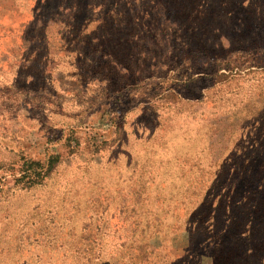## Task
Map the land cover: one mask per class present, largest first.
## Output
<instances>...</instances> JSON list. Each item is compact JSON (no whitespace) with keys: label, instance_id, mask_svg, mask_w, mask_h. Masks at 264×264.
<instances>
[{"label":"rangeland","instance_id":"1","mask_svg":"<svg viewBox=\"0 0 264 264\" xmlns=\"http://www.w3.org/2000/svg\"><path fill=\"white\" fill-rule=\"evenodd\" d=\"M85 1L0 0V264H264V0Z\"/></svg>","mask_w":264,"mask_h":264},{"label":"trees","instance_id":"2","mask_svg":"<svg viewBox=\"0 0 264 264\" xmlns=\"http://www.w3.org/2000/svg\"><path fill=\"white\" fill-rule=\"evenodd\" d=\"M127 1V0H126ZM138 1H141L142 3L144 2H150L151 0H138ZM94 1H85L84 2V5H82V2H80V0H71V2L69 4H67V12L70 13L69 16H68V22L67 24L70 22H73L74 21V18H73V21L71 20V15L73 12L75 11H83L85 14L89 11V10H95V13L97 12V4H94L93 3ZM114 2V1H113ZM76 4L78 6H76ZM114 4V3H113ZM113 6V8H112ZM116 6V7H115ZM118 7V8H117ZM125 5H124V0H120L118 3H116V5H110V8L106 10V12L108 14L110 13H114V14H119V12L121 13H124L125 11ZM74 23V22H73ZM238 30H240L238 27H237ZM71 34H72V31H71ZM86 36H84L85 38ZM7 43V42H6ZM231 44V41L230 43ZM11 50L12 51H8L9 53H11V55L15 54L17 56L15 57H18V55L20 54L19 52V49H17V47H15V44H11ZM2 50H4L3 48H1ZM238 49H244L246 51H248V47H242V46H238V47H235L233 50H238ZM226 57V55H225ZM229 57V56H228ZM231 57V56H230ZM218 59L220 58V55L218 56H214V61L213 64L217 65L218 66H221V65H224V62H215V59ZM211 62V64H212ZM243 77H246L248 75H251V74H254V73H259L260 71H263L264 72V63H259V62H252V64H250ZM222 67L218 68L215 72V75L217 74V71L218 70H221ZM227 70H230L232 71L233 68H229L227 67L226 68ZM1 70H4V69H0V75L1 76H4L1 74ZM35 165L36 164H39L38 161H35L33 160L32 161ZM44 169L42 168H38L36 170H34V176H43L45 175L46 173L49 172L50 168L48 167L47 169ZM217 209H219V206L217 207ZM212 221V219L210 220ZM184 230V229H183ZM185 230L188 232V236H189V242L188 243H180V244H177L175 242V237H167V235H158V239H159V244L158 245H155V244H152L151 245H145L146 243H139L137 244L133 251L135 252H142V250H153V251H156L160 254L161 250H163L164 252H168L170 254V258L171 259H180L181 261L182 260H185V259H190V264H198L195 262L194 258H195V254H193V252L195 251V249L199 248V247H202V246H210L212 245V247H215V239H213V235L214 234V230L212 231H208L206 228H199V227H196V226H193V227H189V228H185ZM139 231V232H138ZM162 230H159V229H153V230H139V229H132L131 232L133 233V239L134 238H137V237H144L146 235H150L151 233H157V232H161ZM226 232L230 233V231H227ZM138 233H140L138 235ZM162 233V232H161ZM189 252V253H187ZM163 254V253H162Z\"/></svg>","mask_w":264,"mask_h":264}]
</instances>
